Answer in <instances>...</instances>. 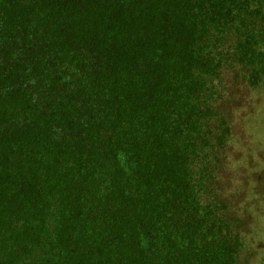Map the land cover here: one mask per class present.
Instances as JSON below:
<instances>
[{
    "label": "trees",
    "instance_id": "obj_1",
    "mask_svg": "<svg viewBox=\"0 0 264 264\" xmlns=\"http://www.w3.org/2000/svg\"><path fill=\"white\" fill-rule=\"evenodd\" d=\"M264 84V0H0V264H242L225 97Z\"/></svg>",
    "mask_w": 264,
    "mask_h": 264
},
{
    "label": "rangeland",
    "instance_id": "obj_2",
    "mask_svg": "<svg viewBox=\"0 0 264 264\" xmlns=\"http://www.w3.org/2000/svg\"><path fill=\"white\" fill-rule=\"evenodd\" d=\"M225 101L232 133L220 195L245 225L242 264H264V84L236 86Z\"/></svg>",
    "mask_w": 264,
    "mask_h": 264
}]
</instances>
